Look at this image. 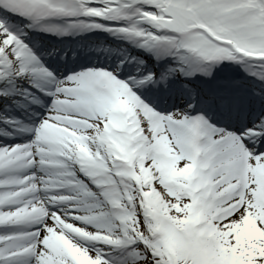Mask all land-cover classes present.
Listing matches in <instances>:
<instances>
[{"label": "snow or ice", "instance_id": "obj_1", "mask_svg": "<svg viewBox=\"0 0 264 264\" xmlns=\"http://www.w3.org/2000/svg\"><path fill=\"white\" fill-rule=\"evenodd\" d=\"M0 264H264V0H0Z\"/></svg>", "mask_w": 264, "mask_h": 264}]
</instances>
